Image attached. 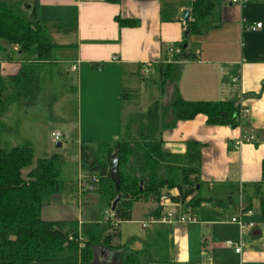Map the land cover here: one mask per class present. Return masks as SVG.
<instances>
[{
	"label": "crops",
	"instance_id": "0c3cea01",
	"mask_svg": "<svg viewBox=\"0 0 264 264\" xmlns=\"http://www.w3.org/2000/svg\"><path fill=\"white\" fill-rule=\"evenodd\" d=\"M22 1L47 24L57 46L52 67L66 65L65 74L74 72L79 77L76 112L72 116L53 111L50 116L48 107L52 104L46 109L48 116L59 123L60 130L55 133L62 135V141L68 138L78 143L82 174V143H108L120 138L125 79L137 77L144 63L153 64L152 71H157L167 59V50L183 40L187 23L192 21L193 0H123L119 4L105 0ZM185 11L191 13L188 22L182 20ZM117 17L137 20L138 25L122 28ZM257 24L262 25L260 29H250ZM187 50L198 58L183 62L178 84L183 99L236 103L240 109L249 110L248 119L237 128L210 126L200 114L165 131L163 148L171 154L184 155L190 142L202 146L198 192L185 203L168 201L161 212H156V203H137L141 219L134 220L132 212V220L120 224L113 245L120 246L117 239L123 235L124 226V245L134 239L129 243L130 250L146 251L151 264H264V218L258 207L254 204L253 214L243 218L254 227L241 231L232 222L245 212L244 186L262 180L264 0H222V26L206 36L192 37ZM19 68V64L4 63L3 74L16 75ZM40 106L44 104L32 110ZM250 136L255 137L253 142L236 146ZM77 184L79 188L68 199L58 194L51 198L42 209V220L73 221L79 227L102 222L109 210L107 202L99 197L102 209H95L97 192L89 191L93 185L84 190L78 180ZM169 194L177 196L178 191L173 189ZM194 197L201 200L191 208L189 203ZM75 200L78 204L72 205ZM167 213H174L175 222L143 228L150 218ZM185 213L197 214L199 222H181ZM228 242L239 244L240 253L228 247ZM116 254L115 250L99 247L94 264H117Z\"/></svg>",
	"mask_w": 264,
	"mask_h": 264
},
{
	"label": "trees",
	"instance_id": "16d2710c",
	"mask_svg": "<svg viewBox=\"0 0 264 264\" xmlns=\"http://www.w3.org/2000/svg\"><path fill=\"white\" fill-rule=\"evenodd\" d=\"M119 4L123 0H105ZM192 21L187 23L183 40L169 49H179L180 54H170L158 66L154 84L161 96L172 87L168 101L156 100L144 112L124 116L120 138L108 143H82L81 180L87 183L84 190L92 189L100 195L107 207L120 197L114 211L118 222L85 223L79 227L73 221L50 223L42 220V209L54 195L63 191L61 180V155L35 158L29 140L12 142L9 137H20L13 127L17 114H27L39 104L46 76L53 72L54 53L57 46L52 41L47 24L22 0H0V264H94L95 250L103 247L115 250L117 264H151L146 251H131L129 243L114 246L119 237V226L132 220V212L139 202L159 205L166 195L174 204L185 203L198 192L202 163V146L187 143L184 155L164 150L165 131L173 130L181 121H190L202 114L210 126L240 125V106L232 102H190L179 92L183 62L198 56L188 52L192 37L206 36L222 26V0H193ZM122 28H133L137 20L116 18ZM4 63L20 65L16 75L3 74ZM137 77L145 79L142 65ZM129 91L122 89V102L128 101ZM56 98L52 97L53 106ZM50 106V107H51ZM16 114V115H15ZM16 121H18L16 119ZM15 125V124H14ZM119 160L120 190L108 178L113 157ZM93 177L99 180L91 182ZM80 180V182H81ZM176 189L177 196L169 191ZM245 211L254 204L264 218V161L262 180L248 184L243 189ZM201 199L194 197L189 206L195 208ZM158 206L156 212H161ZM72 237V240H70ZM83 239V246L80 241ZM81 245V246H80Z\"/></svg>",
	"mask_w": 264,
	"mask_h": 264
},
{
	"label": "rangeland",
	"instance_id": "374dc122",
	"mask_svg": "<svg viewBox=\"0 0 264 264\" xmlns=\"http://www.w3.org/2000/svg\"><path fill=\"white\" fill-rule=\"evenodd\" d=\"M67 69L66 65H57L54 67L52 73H48L46 79L48 83L44 87L42 98L46 99L44 106L38 109H30L31 111L27 114L20 116L17 114L16 119L18 121H13L14 128L20 131V137H16L14 134L12 136H4V138L9 139L12 142H17V138L21 141L29 140L35 150V158H45L52 155H61L63 159V164L61 167V180L64 183L63 191L58 194L59 197L68 199L71 193L77 191L79 188L77 180L80 183L81 173L79 168V145L76 141L71 139H66L61 142H57L53 134L59 131V123L53 121L48 115V110L46 106L50 104L51 98L57 99L55 106L48 107L50 116L51 112L59 114H66L72 116L74 109L76 108L78 100L79 91V77L77 73L65 74ZM156 72H151L149 75L145 76V79L134 77L130 79L127 77L125 79V88L129 91L128 101L123 102V115L128 117L130 114L135 112H144L147 110L148 106L155 102L156 100L168 101V96L172 92V87L166 88V95L161 96L160 88L154 84V80L157 78ZM16 115V114H15ZM15 118V117H14ZM63 140V138H62ZM61 143V147H57V144ZM54 197V196H53ZM99 194H96L97 210H101V203L99 201ZM101 200V197H100ZM76 201V200H75ZM72 205L78 202L71 201ZM139 206L135 205L133 209L134 220H138L141 213L138 211ZM141 219V218H140ZM134 227V226H129ZM136 227V226H135ZM117 243L120 246H124V226L123 235L117 239Z\"/></svg>",
	"mask_w": 264,
	"mask_h": 264
},
{
	"label": "built area",
	"instance_id": "2783aa9c",
	"mask_svg": "<svg viewBox=\"0 0 264 264\" xmlns=\"http://www.w3.org/2000/svg\"><path fill=\"white\" fill-rule=\"evenodd\" d=\"M234 2H237V0H233ZM261 24H257L255 28H250L251 30H257V29H260L261 28ZM180 50L179 49H169V53L170 54H180ZM153 69V64L151 63H144L142 65V74L144 76H147L149 75ZM73 70H76V68L74 67ZM249 110L248 109H240V114H239V119L240 121H243V120H247L248 119V116H249ZM53 137L54 139L57 141V142H61L62 141V135L60 133H54L53 134ZM255 140V137L254 136H250L248 138L245 139V141H240L236 144V146H241L243 145L244 143H251ZM98 178L97 177H93L91 179V182L93 183H97L98 182ZM81 186H82V189L85 188V186H87V183L84 182L81 180L80 182ZM170 201L169 198L166 196V195H163L160 199V202H159V206L161 208H165L167 206V202ZM253 214V211L251 210H248V211H245L244 213L241 214V216H238V217H235L232 219V222L237 224L240 228L241 231H244L248 228H252L254 227V224L252 223H246L243 218L244 216H251ZM115 214L114 212L112 211V209H109L108 211H106L105 213V217H104V223H110L112 226L116 227L118 225V222L116 221L115 219ZM181 222H184V223H198L199 222V219H198V216L197 214L195 213H185L181 216V218L179 219ZM175 222V215L174 213H167V214H164V215H161L160 218H150L147 222L143 223V228H148L150 225L154 224V223H161V224H170V223H173ZM70 240H72V237H70ZM81 245L83 246V239L81 238V241H80ZM80 245V246H81ZM227 246L228 247H234L235 248V251L236 253H240L241 251V247L239 244H235L233 242H228L227 243Z\"/></svg>",
	"mask_w": 264,
	"mask_h": 264
},
{
	"label": "water",
	"instance_id": "95a60500",
	"mask_svg": "<svg viewBox=\"0 0 264 264\" xmlns=\"http://www.w3.org/2000/svg\"><path fill=\"white\" fill-rule=\"evenodd\" d=\"M190 14H191L190 11H185L182 14V20L184 22H188L189 18H190ZM57 147H61V143H58ZM107 176L114 183L115 189L117 191H119L121 178H120V172H119V160L116 158V156L113 157V160L111 161V163L109 165ZM119 200H120V197H117V199L113 202V204H112V211L113 212L116 210V207L119 203Z\"/></svg>",
	"mask_w": 264,
	"mask_h": 264
}]
</instances>
